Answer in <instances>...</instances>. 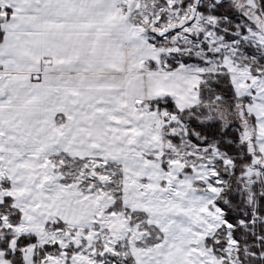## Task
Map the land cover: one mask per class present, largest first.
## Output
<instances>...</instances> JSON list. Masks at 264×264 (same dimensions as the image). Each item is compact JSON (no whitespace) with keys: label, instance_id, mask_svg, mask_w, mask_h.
Wrapping results in <instances>:
<instances>
[{"label":"snow or ice","instance_id":"6c2138e0","mask_svg":"<svg viewBox=\"0 0 264 264\" xmlns=\"http://www.w3.org/2000/svg\"><path fill=\"white\" fill-rule=\"evenodd\" d=\"M0 264H264V0H0Z\"/></svg>","mask_w":264,"mask_h":264}]
</instances>
